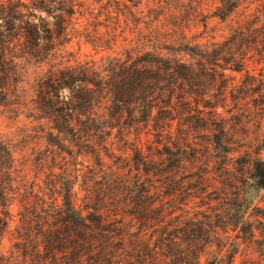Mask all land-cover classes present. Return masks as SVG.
<instances>
[{"label": "trees", "instance_id": "trees-1", "mask_svg": "<svg viewBox=\"0 0 264 264\" xmlns=\"http://www.w3.org/2000/svg\"><path fill=\"white\" fill-rule=\"evenodd\" d=\"M180 1L157 0L161 8L171 7V28L166 31L164 27L167 25L162 23L151 29L159 21L158 17L165 15L166 18V13L154 16L147 27L149 32L123 40L134 46L129 47L125 60L114 59L107 74L84 63L57 68L48 78L47 87L54 90L56 99L51 107L48 104L51 109L49 115L57 136L69 140L77 150L93 154L98 165L112 130L118 129L117 136L123 137L119 123L125 114L134 123L149 124L153 121L155 128L153 126L151 135L156 143L164 137L173 139L172 123L168 120H174L172 117L157 120V115H152L153 111L157 114L175 112L180 125L182 122L194 124L202 121L210 130L211 150L218 159H226L233 152L232 142L226 138L224 124L227 120L243 122L244 118V123L256 128L260 126L264 112V20L258 26L259 17L254 15L232 30L222 42L192 43L184 33L185 26L181 20L185 16ZM216 1L210 16L220 22H226L246 2ZM52 2L31 0L30 7L22 0H0V90L5 88L8 91L19 82L24 73L22 62L25 57H33L45 50L48 54L60 37L67 38L76 30L73 22L75 13L54 10ZM36 11L44 12V17L37 15ZM99 25L84 35L97 46L100 44ZM111 32L110 41L116 44L115 29ZM246 60H256L261 69L257 72L246 69ZM235 74L241 76L238 78ZM44 89L41 88L39 95L45 102L50 92ZM245 105L252 110L251 115L237 113ZM219 109L229 114V119L219 113ZM256 141L257 144H251L244 150L248 158L247 177L242 182L245 190L242 197L240 194L235 197L231 207L237 213L229 217L235 228H247L249 224L246 218L249 206L244 203L246 192L264 191V140ZM161 144L162 150H157L158 157L165 155L167 161L174 159L177 165L187 161L183 149L184 146L189 147L186 140L184 143L171 141ZM170 145L176 149L175 153ZM133 149L132 160L145 167L150 159L142 157L138 146ZM5 156V173L1 174L0 170L2 209L9 204L5 183L6 180L9 182V166L13 163L12 153L7 147ZM159 164L164 165V160ZM155 168L158 170L159 167ZM158 171L154 177L164 176L163 171ZM54 176L58 179L49 184L48 202L41 200L43 205L39 207L38 214L41 232L35 240L53 261L61 259L62 264H135L136 253L149 255V251L159 249L172 253L175 246L195 255L214 243L216 231L210 226L209 217L205 220L190 217L178 224L164 220L169 214H163L164 204L154 200L156 187L153 186V192L147 189L145 178H138L131 185L128 175L110 173L107 182H97L85 176L77 192L73 188L78 176L66 171ZM160 182L166 185L162 180ZM114 186L117 189L122 187L123 191L111 196L104 191ZM140 203L147 215L138 218L136 208ZM157 212L159 215L153 216ZM6 217L0 215V239L8 224ZM147 229L152 231L150 238L144 232ZM184 237L188 242L183 240ZM191 263V260L183 261V264ZM0 264L11 263L0 256Z\"/></svg>", "mask_w": 264, "mask_h": 264}, {"label": "rangeland", "instance_id": "rangeland-1", "mask_svg": "<svg viewBox=\"0 0 264 264\" xmlns=\"http://www.w3.org/2000/svg\"><path fill=\"white\" fill-rule=\"evenodd\" d=\"M22 1L32 7L31 0ZM180 3L185 16L181 20L185 26L184 33L192 43L222 42L232 30L254 15L259 17L258 26L264 20V0H246L226 22L210 16L216 0H181ZM52 7L63 13L70 10L74 12L76 30L67 38L60 37L48 54L45 50L33 57H25L22 62L24 73L18 79L19 82L8 91L5 88L0 90L1 174L5 173V147L13 156V163L9 166L10 179L5 183L9 204L6 209L0 208V215H6L8 222L0 239V256L8 259L11 264H62L61 259L51 260L35 240L39 237L38 232H41L38 216L39 207L43 205L41 200L48 202L49 184L58 179L54 175L66 171L78 176L73 188L77 192L85 176L98 180L97 182H107L110 173L117 176L128 175L131 185L138 178H145L147 189L150 188L153 192V186L156 187L157 197L154 200L164 204L163 214H169L164 220H169L170 224H178L190 217L201 220L209 217V224L216 231L214 243L210 247L195 255H192L194 252L175 246L171 249L172 253L166 249L151 250L149 255L136 253L135 264H183L185 260H191L193 264H264V191L246 192L244 203L249 206L246 213L249 220L247 228H235L229 218L237 213L231 207L235 197L238 194L242 197V191L245 190L242 182L247 177L248 158L244 155V150L251 144H257L256 139L264 140V112L259 128L244 123L246 120L242 116L243 122H225L226 138L232 142L233 148L226 159H218L213 155L211 133L202 121L194 124L182 122L180 125L175 112L157 114L153 111L152 115H157V120L163 117L167 120L172 117L174 120H168L172 123L173 139L162 137L163 140L156 143L151 135L153 126L155 128L153 121L149 124L134 123L125 114L119 123L123 137L117 136L118 129L112 130L106 141L107 148L101 152V164L98 165L93 154L77 150L69 140L57 136L49 115L50 105L55 104L56 99L54 90L47 87L48 78L57 68L84 63L94 65L100 72L107 74L114 59L125 60L129 47L134 46L123 40L126 37L137 38L138 33L143 35L149 32L147 27L150 20L162 13H166V18L165 15L158 17L159 21L151 29L163 23L167 25L164 27L167 31L171 28L169 22L172 19L169 14L172 9L168 6L161 8L157 0H53ZM36 12L44 17V12ZM97 24H100L98 46L84 37ZM112 29H115L118 37L116 44L110 41ZM245 67L257 72L261 69V64L256 60H246ZM235 75L238 78L241 76ZM41 88L50 92L45 102L39 95ZM63 94L66 96L65 90ZM218 112L229 119V114L224 110L219 109ZM237 113L247 116L252 114V110L245 105ZM185 140L189 147L182 146L187 158L183 164L177 165L174 159L167 161L165 155L158 157L157 150H162L161 143H184ZM136 146L140 148L142 157L150 159L145 167L132 160L133 148ZM170 146L175 153L176 149ZM262 156L264 157V151ZM163 160L165 164L160 165ZM155 166L164 172V176L154 177L153 174L160 172ZM160 180L166 185H162ZM95 185L97 186L96 182ZM117 188L109 187L104 191L110 196L123 191L122 187ZM136 210L138 218L147 215L141 203ZM158 215L159 212L153 214ZM144 232H147V238L152 236L151 230ZM183 240L188 242L185 237Z\"/></svg>", "mask_w": 264, "mask_h": 264}]
</instances>
